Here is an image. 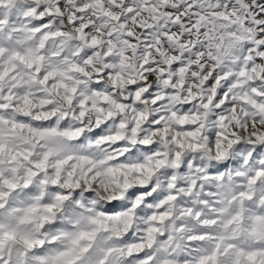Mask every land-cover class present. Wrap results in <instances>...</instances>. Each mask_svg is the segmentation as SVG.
Wrapping results in <instances>:
<instances>
[{
    "label": "snow or ice",
    "instance_id": "snow-or-ice-1",
    "mask_svg": "<svg viewBox=\"0 0 264 264\" xmlns=\"http://www.w3.org/2000/svg\"><path fill=\"white\" fill-rule=\"evenodd\" d=\"M0 264H264V0H0Z\"/></svg>",
    "mask_w": 264,
    "mask_h": 264
}]
</instances>
